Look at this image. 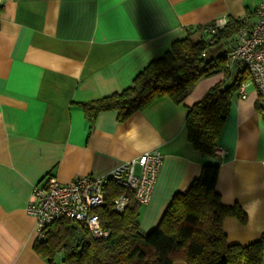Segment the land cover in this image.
I'll return each instance as SVG.
<instances>
[{
  "label": "crops",
  "instance_id": "1",
  "mask_svg": "<svg viewBox=\"0 0 264 264\" xmlns=\"http://www.w3.org/2000/svg\"><path fill=\"white\" fill-rule=\"evenodd\" d=\"M261 0H0V264H49L33 248L35 217L27 205L48 175L68 182L102 175L157 150L162 166L139 228H154L172 196L186 191L206 163L217 164L216 191L246 220L226 216L230 244L264 232V115L256 92H235L217 139L223 156L202 155L188 141L187 107L222 80L199 79L176 102L168 96L119 120L100 111L93 122L80 103L120 92L173 41L197 26L241 18ZM60 260V258H59ZM260 264H264V257Z\"/></svg>",
  "mask_w": 264,
  "mask_h": 264
},
{
  "label": "trees",
  "instance_id": "2",
  "mask_svg": "<svg viewBox=\"0 0 264 264\" xmlns=\"http://www.w3.org/2000/svg\"><path fill=\"white\" fill-rule=\"evenodd\" d=\"M241 25L240 18H228L211 36L204 31L208 25L197 26L195 40L188 32L173 41L169 51L150 61L122 91L80 103L85 116L93 122L100 111L115 110L124 120L161 96L180 102L199 79L222 72L223 79L188 106L185 115L188 141L202 155L212 157L239 83L226 69L225 49L222 61L214 62L207 47L225 42ZM218 167L204 164L189 188L172 196L158 224L147 233L139 228L142 205L132 197L123 212L112 210L114 198L125 189L108 182L106 200L97 209L102 227L109 231L106 238L95 239L85 225L60 218L33 248L49 264H260L264 232L246 245L226 241L224 218L235 216L244 222L246 213L239 205L221 202L215 189Z\"/></svg>",
  "mask_w": 264,
  "mask_h": 264
},
{
  "label": "built area",
  "instance_id": "3",
  "mask_svg": "<svg viewBox=\"0 0 264 264\" xmlns=\"http://www.w3.org/2000/svg\"><path fill=\"white\" fill-rule=\"evenodd\" d=\"M240 20V29L224 42L225 66L239 83L237 95L245 99L252 87L264 115V0ZM226 22L225 17L218 18L204 31L211 36ZM215 153L223 156L222 150L216 149ZM161 166V154L150 150L102 175L86 174L68 182L48 175L42 184L32 186L27 205L28 213L35 217L38 239H42L47 227L60 218L85 225L95 239L106 238L109 231L102 227L97 212L106 200V184L113 182L125 189L112 204V210L121 213L130 197L141 205L150 201Z\"/></svg>",
  "mask_w": 264,
  "mask_h": 264
},
{
  "label": "rangeland",
  "instance_id": "4",
  "mask_svg": "<svg viewBox=\"0 0 264 264\" xmlns=\"http://www.w3.org/2000/svg\"><path fill=\"white\" fill-rule=\"evenodd\" d=\"M196 37L197 36L193 37V39L195 40ZM224 47H225L224 41H220L218 43L209 45L207 47L208 58L212 59L214 62H221L222 61L221 56L224 54V49H225Z\"/></svg>",
  "mask_w": 264,
  "mask_h": 264
}]
</instances>
